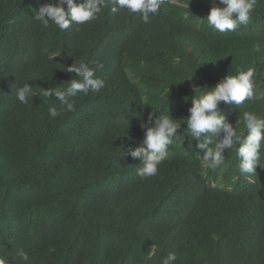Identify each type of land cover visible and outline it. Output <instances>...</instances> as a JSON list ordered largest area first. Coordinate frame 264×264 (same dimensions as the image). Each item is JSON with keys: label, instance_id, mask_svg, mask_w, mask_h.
<instances>
[{"label": "trees", "instance_id": "trees-1", "mask_svg": "<svg viewBox=\"0 0 264 264\" xmlns=\"http://www.w3.org/2000/svg\"><path fill=\"white\" fill-rule=\"evenodd\" d=\"M177 1L184 7L170 6V12L186 15L193 27L199 25L195 16L205 20L201 27L207 23L212 0ZM46 2L0 0V259L4 264H162L169 252L185 264H190L189 259L201 264L192 259L197 252L207 264H264V178L257 198L228 214L239 215L219 222L223 214L217 209L205 214L211 194L206 193L203 171L193 158L202 151L184 125L194 94L249 67L255 69L256 99L240 107L221 102V112L237 128L242 127L240 116L245 110L264 115V0H256L251 22L233 32L219 33L205 24L211 39L206 58L197 64L193 54L169 52L174 66L154 64L151 45L137 20L119 14L123 20L113 21L105 8L85 25L60 31L50 24L45 29L34 14ZM75 61L90 67L95 66L93 61L102 63L97 76L104 87L77 96L75 111L50 118L48 107H59L58 101L53 95L45 103L40 87L67 84L76 74L64 67ZM121 71L126 82L121 99L116 100L104 92L109 75ZM24 83L37 92L28 104L16 98V88ZM193 85L202 88L194 93ZM153 111L157 116L170 113L181 127L169 146L173 148L167 158L173 163L165 165L168 170L141 178L136 173L139 158H133L130 150L142 142L141 122ZM224 155L235 163L234 149H226ZM260 163L264 165V148ZM185 181L188 191L181 188ZM143 192L158 223L145 230L134 216L137 210L128 208L132 198ZM188 204L196 211H184ZM179 220L196 251L187 252L186 245H172L166 239L163 231L171 232ZM21 249L27 262L18 255Z\"/></svg>", "mask_w": 264, "mask_h": 264}, {"label": "clouds", "instance_id": "clouds-1", "mask_svg": "<svg viewBox=\"0 0 264 264\" xmlns=\"http://www.w3.org/2000/svg\"><path fill=\"white\" fill-rule=\"evenodd\" d=\"M255 4L256 0H212L205 24L207 28L219 33L233 32L251 22ZM170 6L180 10L184 7L177 0H47L35 12L34 19L45 29L51 24L60 31H65L73 24L85 25L96 20L106 8L113 21L123 20L119 19V14L137 20V27L151 45L154 64L174 66L175 60L169 57V52L175 51H182L187 56H197L196 63L199 64L200 59L206 58V51L211 43L205 24L201 27L205 20L195 16L199 25L193 27L189 23L191 19L182 13L170 12ZM92 63L94 67L83 61H75L64 67V71L76 74L67 80V84H57L47 89L40 87L39 96L44 98L45 103L53 95L54 100L58 101L59 107H48L50 118L54 119L63 112L75 111L77 96L101 91L104 81L98 78L97 73L103 70L104 65L99 61ZM254 76L255 69L252 67L247 70L238 69L236 74H228L214 87L208 88L209 90L194 94L184 124L187 129L184 131L190 135L191 140L198 141L197 147L202 151V155L198 152L199 155L193 158L203 171L202 178L208 188L206 193L211 194L206 201L205 214L217 209L223 214L219 222L239 215L236 212L228 214L233 209H245V202L253 197L257 198L258 187L263 185L261 178H264V165L260 161L261 150L264 148V115L245 110L240 116L242 127L237 128L236 124L233 126L226 119L220 108L221 102L240 107L245 101L256 99ZM125 82L122 71L120 74H110L104 94L113 95L116 100L121 99V87ZM198 88L202 87L193 85L194 93ZM34 97H37V92L29 83L16 88V98L21 104H28ZM140 126L144 130V138L138 147L130 150V155L140 161L136 173L141 178L158 176L160 170H168L165 168L167 163H173L167 158L168 155L171 156L173 148L169 146L181 125L177 124V120L170 113L157 116L153 111ZM226 149L235 150V163L229 162L224 155ZM181 188L188 191L190 186L185 181ZM263 196L264 193L261 197ZM150 205L148 194L144 192L142 195L136 194L129 203L128 208L137 210V215L134 216L139 220L142 230L158 224L157 216L148 208ZM186 208L196 211L195 206L192 208L190 204L184 207V211ZM172 227L171 232L163 231L166 239H170L172 245H186L187 252L193 249L196 251L192 237L183 233L181 221H175ZM18 255L23 261H28V255L22 249ZM161 255L165 256L162 250ZM192 259L199 260L201 264L208 263L207 258L199 252ZM184 261L177 259L175 252H169L163 258L162 264H185ZM188 261L192 264L191 259ZM0 264H4L3 259H0Z\"/></svg>", "mask_w": 264, "mask_h": 264}]
</instances>
